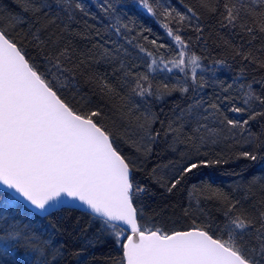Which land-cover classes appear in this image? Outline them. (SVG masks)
Instances as JSON below:
<instances>
[{"label":"snow or ice","instance_id":"1","mask_svg":"<svg viewBox=\"0 0 264 264\" xmlns=\"http://www.w3.org/2000/svg\"><path fill=\"white\" fill-rule=\"evenodd\" d=\"M27 2L31 3V0ZM54 2L62 4V0ZM133 4L169 21L163 27L181 45L178 58L171 63L183 70L187 46L179 34L174 35L169 25L172 21L179 24L197 18L193 9H187L191 15L175 7H164L161 13H157L149 0H133ZM125 6L121 0H107L99 5L114 21L111 28L116 35H121L122 30L131 31L129 25L134 23L123 22L121 10ZM204 6L220 16L222 28L239 30L249 37L235 49L236 55L264 68V0H259L258 4H250L249 0H238V3L224 0L222 10L219 0L217 6H210L209 2ZM53 8L54 4L48 0H41L31 9L25 8L37 17H44L46 22L34 20L23 39L12 35V32H17L18 25L25 24L22 18L9 15L0 19V184L5 186L0 190V221H3L0 224V264H59L55 256L49 260L48 245L33 236L30 226L18 222V213L30 209L46 217L52 209L73 204L85 211L102 233L114 236L117 242L122 237L127 241L122 244L126 264H264V199L253 213L241 212L237 207L238 200L229 202L223 213L224 222L216 226V232H212L211 224L170 234L159 228H142L138 224V217L143 218V208L136 204L141 195H147L151 190L135 180L134 162L121 154L115 134L96 119L102 116L100 110L78 111L58 94L71 85L74 73L85 62H73L72 49L64 34L67 26L59 32L53 29L56 20L49 16ZM72 8L73 12L78 11L85 17L89 15L82 3L75 2ZM65 14L68 15L67 12ZM69 19L74 20L75 16H69ZM9 26L12 32L8 30ZM197 30L202 31L199 27ZM124 39L132 43L127 36ZM25 41L43 53L44 71L28 57ZM152 44L155 45L156 41L153 40ZM100 47L104 49L106 60L121 65L122 78L129 85L126 94L116 93L123 101L121 118H127L130 124L134 122L137 131L143 133L139 137L143 141L141 148L146 156H150L152 145L158 142L162 133L151 128L159 118L147 105L152 97L160 98L159 89H153L147 73L135 72L134 64L125 63L131 56L126 48L122 51V46ZM137 47L141 52L146 51L142 46ZM200 59L193 53L189 63L192 65L193 83L202 87L203 77L197 80L196 74ZM155 63L153 60L152 64ZM69 64L73 67L69 68ZM60 77L64 79L57 87L56 80ZM254 84H259L262 91L258 93ZM101 87L106 94L115 92L106 82H102ZM162 88L169 90V85L165 83ZM241 88L245 85L242 84ZM246 89L239 105L233 101L227 108V112L237 116L246 114V118H229L220 103L211 102L205 107L204 102L198 99L182 109L166 126L161 121L163 137L165 140L171 138L168 147L173 152L177 145L188 144L194 153L183 154L184 163L166 184L164 177L157 172L160 165L151 169L149 178L172 192L189 173L202 166L220 163L219 160L193 158V155H200V145L216 143L222 133H232L233 130L241 135L248 132L252 137L250 122L258 117L264 118V79L253 80ZM171 90L176 89L173 87ZM179 91L187 93L189 89L180 87ZM229 99L223 97L224 101ZM247 142L257 148L264 146V142L256 144L255 139ZM240 155L257 160L255 151H245ZM20 199L27 204V209L17 203ZM114 222L129 226L131 234L124 235V227ZM114 229L117 230L111 231Z\"/></svg>","mask_w":264,"mask_h":264},{"label":"trees","instance_id":"2","mask_svg":"<svg viewBox=\"0 0 264 264\" xmlns=\"http://www.w3.org/2000/svg\"><path fill=\"white\" fill-rule=\"evenodd\" d=\"M40 2L41 0H31V3L27 0H0V19L14 15L25 21L24 25L17 26L19 35L12 32L9 26L8 30L15 38L23 39L24 33L34 20L46 22L44 17L35 16L33 11H25V8L31 9ZM48 2L54 4L53 10L49 12V16L56 20L53 29L59 32L67 26L64 34L72 49L73 62H85L74 73L71 85L61 89L58 94L78 111L100 110L102 116L96 119L115 134L121 154L134 162L135 180L151 190L147 195H141L136 204L138 208H143V218L138 217L142 228H159L170 234L173 231L211 224L212 232H216V226L224 222L223 213L229 202L240 201L237 207L241 212L253 213L259 209V202L264 199V146L257 148L247 141L255 139L256 144L264 142V118L258 117L250 122L252 137L248 136V132L241 135L233 130L232 133H222L216 143L200 145V155H193V158L219 160L220 163L202 166L189 173L172 192L149 178L151 169L160 165L157 172L164 177L166 184L184 163L183 154L194 153V149L188 144L177 145V150L173 152L168 147L171 138L165 140L163 137L164 127L161 121L166 126L182 109L198 99L204 102L205 107L211 102L220 103L229 118H246V114L237 116L227 112V108L233 101L239 105L244 91L247 90V84L253 80L264 79V68L243 61L236 55L235 49L241 47L249 37L239 30L222 28L220 16L204 6L205 2H209L210 6H217V0H149L157 13H161L164 7H175L187 15H191L187 13V9L192 8L196 13L197 18L191 21L184 20L179 24L172 21L169 25L173 28L174 35L179 34L187 46L184 49L186 63L183 70L171 63L178 58L181 45L163 27L169 21L162 15L153 16L142 6L134 5L133 0H121L126 5L121 10L123 22H134L129 25L131 31L122 30L121 35L114 33L111 28L114 21L99 7L101 2L107 0H62L61 5H56L54 0ZM75 2L86 6L89 12L87 17L78 11L73 12L72 5ZM223 2L224 0H219L221 10ZM229 2L238 3V0ZM249 2L258 4L259 0ZM72 15L75 16L74 20L69 19ZM197 27L202 31H198ZM177 28L179 32H176ZM124 36L132 43L129 44ZM153 40L156 41L155 45L152 44ZM100 45L104 48L122 46V51L126 48L131 56L125 63L134 64L135 72L147 73L153 89H159L160 98L152 97L147 105L151 113L159 118L151 124V128L162 133L158 142L152 145L150 156H146L141 148L143 141L139 137L143 133L137 131L134 122L130 124L127 118H121L123 101L116 93L123 95L129 91V85L122 78L121 65L106 60L103 56L104 49ZM137 45L146 51L141 52ZM24 47L28 57L44 71L46 66L43 53L27 41L24 42ZM148 53L152 55L149 56ZM193 53L201 58L196 74L197 80L203 77L202 87L192 81L189 58ZM153 60L156 61L155 64H152ZM219 61L225 63H218ZM68 67H73V64ZM51 71L55 72L54 69ZM56 75L59 76V73ZM63 79L60 77L56 80L57 87H60ZM102 82H106L115 92L106 94L101 87ZM165 83L169 85V90L162 88ZM242 84L245 85L243 89ZM173 87L176 90H171ZM180 87H188L189 91L183 93L179 91ZM253 87L258 93L262 91L259 84H254ZM225 96L230 99L224 101ZM245 151H255L257 160L242 157L240 154ZM17 203L27 209L20 201ZM18 216V222L30 226L33 236L48 245L50 261L55 256L59 264H125L122 247L125 239L122 237L117 242L114 236L102 233L99 226L83 210L62 207L45 217L29 209L20 211ZM34 216L37 218L34 219ZM115 230L117 229L111 231ZM128 234L124 232V235Z\"/></svg>","mask_w":264,"mask_h":264},{"label":"water","instance_id":"3","mask_svg":"<svg viewBox=\"0 0 264 264\" xmlns=\"http://www.w3.org/2000/svg\"><path fill=\"white\" fill-rule=\"evenodd\" d=\"M4 187H5V186H3L2 184H0V189L3 190ZM19 201H20L21 203H23V204L27 207V204L23 201V199H20ZM74 203H75V202H74ZM62 207H73V208H76V207L74 206V204H73V205H66V206H62ZM62 207H61V208H62ZM58 209H60V208H58ZM58 209H52L51 212H53V211H55V210H58ZM41 216H43V215H41ZM114 223H117L118 226H122V227H124L125 231L129 233L128 235L131 234V233H130V230H129V226L123 225L122 222H114ZM138 224H139V221H138ZM190 229H192V228H190ZM190 229L179 230V231H187V230H190ZM125 243H127L126 240H125L124 244H125ZM123 253H124V249H123ZM124 261H125V260H124ZM124 263L126 264V261H125Z\"/></svg>","mask_w":264,"mask_h":264}]
</instances>
